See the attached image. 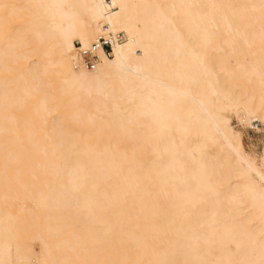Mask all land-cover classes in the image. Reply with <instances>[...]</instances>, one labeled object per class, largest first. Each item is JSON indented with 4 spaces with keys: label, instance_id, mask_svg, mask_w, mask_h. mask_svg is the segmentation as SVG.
<instances>
[{
    "label": "bare ground",
    "instance_id": "bare-ground-1",
    "mask_svg": "<svg viewBox=\"0 0 264 264\" xmlns=\"http://www.w3.org/2000/svg\"><path fill=\"white\" fill-rule=\"evenodd\" d=\"M4 6L0 264H264V174L222 114L264 120V0ZM108 31L86 68L75 42ZM100 93L133 147L94 134Z\"/></svg>",
    "mask_w": 264,
    "mask_h": 264
},
{
    "label": "rangeland",
    "instance_id": "rangeland-1",
    "mask_svg": "<svg viewBox=\"0 0 264 264\" xmlns=\"http://www.w3.org/2000/svg\"><path fill=\"white\" fill-rule=\"evenodd\" d=\"M9 1V0H8ZM222 2H228L232 5L243 4L247 2H257L258 0H221ZM1 2V0H0ZM6 8V9H3ZM0 8V13L2 10H10L6 6ZM260 8H255L253 10L254 16L251 17L252 20L249 24H264V13L259 14ZM264 12V11H263ZM15 22H17L15 20ZM260 51L263 52L264 42L260 43ZM238 57H241V62L249 67L256 59L253 55H248V58H244L242 54H238ZM99 102L101 104V111L98 113L99 117H96L97 128L94 134H98L104 137L107 141L115 142L118 145H125L126 149L133 147V144H130V136L126 130L122 129L120 124L123 123V112L115 111L111 106H109L105 101L102 93L98 96ZM121 107H125V103H122L121 99H118ZM51 104H54V101H51ZM58 114L56 111L52 115ZM222 114L226 116L229 120L230 127L234 133H237L239 136V143L242 148V151L247 155L248 159L256 165L262 174H264V120L255 121L254 119L244 122L241 119V115L236 113L232 108H226L222 111ZM260 115V113H259ZM136 120L139 124L137 127H140L144 130L148 128V125L144 122L146 117L144 115H137ZM137 150H141V146L137 145ZM24 206L27 209L31 208V203L29 201L24 202ZM36 240V241H35ZM31 241L33 248L37 251L40 250V241L37 239Z\"/></svg>",
    "mask_w": 264,
    "mask_h": 264
},
{
    "label": "built area",
    "instance_id": "built-area-1",
    "mask_svg": "<svg viewBox=\"0 0 264 264\" xmlns=\"http://www.w3.org/2000/svg\"><path fill=\"white\" fill-rule=\"evenodd\" d=\"M126 36L123 32H104L100 34L90 45H82L75 42V50L81 58L84 66L93 69L99 62V55L102 53L110 57L113 51V45L125 40Z\"/></svg>",
    "mask_w": 264,
    "mask_h": 264
}]
</instances>
